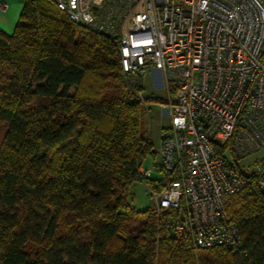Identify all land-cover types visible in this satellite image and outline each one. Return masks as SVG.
<instances>
[{
  "label": "trees",
  "instance_id": "1",
  "mask_svg": "<svg viewBox=\"0 0 264 264\" xmlns=\"http://www.w3.org/2000/svg\"><path fill=\"white\" fill-rule=\"evenodd\" d=\"M137 89L117 43L54 0H24L14 32L0 28V264H264L260 187L226 203L239 253L195 251L172 212L130 204L137 180L162 187L139 172L156 151Z\"/></svg>",
  "mask_w": 264,
  "mask_h": 264
},
{
  "label": "built area",
  "instance_id": "2",
  "mask_svg": "<svg viewBox=\"0 0 264 264\" xmlns=\"http://www.w3.org/2000/svg\"><path fill=\"white\" fill-rule=\"evenodd\" d=\"M54 1L71 21L117 43L129 88H144L151 72L168 90L162 187L152 193L159 214L172 212L177 239L188 238L195 251L243 252L226 203L246 189L264 190V0ZM228 153L256 155L255 167L241 169Z\"/></svg>",
  "mask_w": 264,
  "mask_h": 264
},
{
  "label": "rangeland",
  "instance_id": "3",
  "mask_svg": "<svg viewBox=\"0 0 264 264\" xmlns=\"http://www.w3.org/2000/svg\"><path fill=\"white\" fill-rule=\"evenodd\" d=\"M8 9L6 12L0 11V28L8 33H13L16 24L20 18L24 6V0H7ZM146 98H149L144 104L145 110V124L148 130L151 141L153 142L155 155H149L145 158L142 167L152 170L150 182L158 183L162 180V173L160 171V147L162 141V133L164 128L170 125V108L169 92L167 89L158 87L154 84L153 75L150 72L144 80V89L142 90ZM255 156H250L245 159L237 161L241 169L248 171L251 167H255ZM228 158L233 161L230 153ZM236 162V161H235ZM130 204L137 210H146L155 205L154 195L150 185L144 180H137L131 188L129 197ZM168 216V214H166Z\"/></svg>",
  "mask_w": 264,
  "mask_h": 264
},
{
  "label": "crops",
  "instance_id": "4",
  "mask_svg": "<svg viewBox=\"0 0 264 264\" xmlns=\"http://www.w3.org/2000/svg\"><path fill=\"white\" fill-rule=\"evenodd\" d=\"M1 11V10H0ZM2 12V11H1Z\"/></svg>",
  "mask_w": 264,
  "mask_h": 264
}]
</instances>
